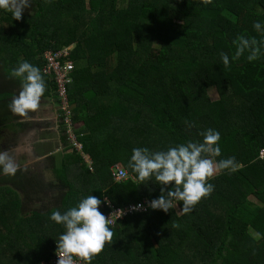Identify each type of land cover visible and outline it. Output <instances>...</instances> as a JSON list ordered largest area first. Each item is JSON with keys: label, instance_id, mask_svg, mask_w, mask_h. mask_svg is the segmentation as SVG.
Segmentation results:
<instances>
[{"label": "trees", "instance_id": "16d2710c", "mask_svg": "<svg viewBox=\"0 0 264 264\" xmlns=\"http://www.w3.org/2000/svg\"><path fill=\"white\" fill-rule=\"evenodd\" d=\"M29 4L19 21L0 10V87L9 85L0 94L7 98L11 89H21L10 72L27 61L40 69L44 93L57 96V85L42 73L44 55L74 46L69 105L93 171L79 153H70L71 179L64 178L61 199L46 212L32 211L23 199L21 191L32 198L27 174L8 181L0 168L5 186L14 188L0 187V264L49 262L65 231L51 213L63 214L88 195L123 211L157 199L154 177L141 184L128 167L133 149L155 153L202 142L208 129L220 133L221 155L212 159L235 158L236 170L208 180L214 190L187 214L176 201L168 213L150 209L119 220L111 227L112 241L91 264H264V45L254 61L248 50L234 58L238 37L264 41V0ZM221 53L229 57L227 67ZM115 165L127 171V180L113 179Z\"/></svg>", "mask_w": 264, "mask_h": 264}, {"label": "clouds", "instance_id": "9594fccd", "mask_svg": "<svg viewBox=\"0 0 264 264\" xmlns=\"http://www.w3.org/2000/svg\"><path fill=\"white\" fill-rule=\"evenodd\" d=\"M201 2L207 4L211 0ZM29 6V0H0V10L11 12L16 21L22 19L24 10ZM253 28L259 32L262 25L256 22ZM234 43L237 47L234 58L238 59L248 50L249 62L259 58L260 46L264 45V41L258 44L255 38L246 39L243 36L238 37ZM221 58L223 65L227 67L228 55L221 53ZM10 76L21 81V90L12 99L10 111L26 117L29 112L38 109L46 89L45 81L40 69L27 61L21 62L13 69ZM201 135L202 142L189 141L170 147L166 151L152 153L147 148L133 149L128 167L136 174L138 181L142 184L154 177L155 184L160 186V196L150 203L153 210L168 213L174 203L180 201L181 211L187 214L214 190L208 180L219 171L236 170L235 158L218 162L212 159L221 155L218 144L220 133L208 129ZM17 167L8 152H0V168L3 174L14 175ZM169 186L172 187L169 189ZM101 203L96 196L88 195L77 206L69 208L63 214L59 210L51 213L50 219L58 225H63L65 229L55 241L57 264H91L92 259L103 251L105 244L112 241L114 233L109 225L112 223L111 217L119 212L112 214L110 218L106 217L99 210ZM136 207L138 209L141 206Z\"/></svg>", "mask_w": 264, "mask_h": 264}, {"label": "crops", "instance_id": "0c3cea01", "mask_svg": "<svg viewBox=\"0 0 264 264\" xmlns=\"http://www.w3.org/2000/svg\"><path fill=\"white\" fill-rule=\"evenodd\" d=\"M18 94V91L13 93L10 101ZM59 109L60 100L58 97L47 92L41 97L38 109L35 112H29L26 117L13 113L11 115L10 110L6 112V116L8 114L10 119L8 120L10 124L7 126V131L12 137L5 143L4 150L0 152H8L18 166L14 175H7L8 181L20 172L28 175L27 169H32L34 172L44 171L45 179L37 175L35 177L38 180H36L28 175L32 183L27 185V188L33 191L36 204L34 206L37 209H43V207L49 206L51 202L61 199L64 191L61 183L65 177L71 179L69 154L75 151L81 155L69 144L70 149L68 150V145L65 143L67 141L62 133L63 127ZM8 122L0 125L3 127ZM82 174V171L79 172V176ZM21 193L29 205L33 203L31 199H27L26 192L21 191Z\"/></svg>", "mask_w": 264, "mask_h": 264}, {"label": "built area", "instance_id": "2783aa9c", "mask_svg": "<svg viewBox=\"0 0 264 264\" xmlns=\"http://www.w3.org/2000/svg\"><path fill=\"white\" fill-rule=\"evenodd\" d=\"M72 47V48H71ZM73 46L64 47L56 52H46L44 55L45 64L42 69V73L50 81L57 85V97L60 100V117L61 124L64 129V133L67 139L68 144L74 148L76 151L81 153V156L84 162L88 165L91 171H93L92 161L90 158L84 154L82 143L78 140V135L73 130V119H72V110L69 105V96H68V85L72 82L71 74L75 70V64L72 61ZM259 160L264 161V148L260 151ZM112 177L115 181L121 182L128 179L129 175L125 169L120 165H115L111 170ZM150 201H144L140 204L141 206L137 209V205H132L123 210L116 209L108 200H104V203L101 206V210L106 217H109L114 214L111 219L112 223L109 227H115L119 220H122L128 215L133 214H144L148 213L150 209ZM58 257L56 255L45 264H57Z\"/></svg>", "mask_w": 264, "mask_h": 264}, {"label": "rangeland", "instance_id": "374dc122", "mask_svg": "<svg viewBox=\"0 0 264 264\" xmlns=\"http://www.w3.org/2000/svg\"><path fill=\"white\" fill-rule=\"evenodd\" d=\"M72 48V47H71ZM73 48H74V46H73ZM1 76H3V78H7V73H6V70H3L2 72H1ZM16 79H19V78H16ZM5 81V80H4ZM4 81H2V82H4ZM19 81H20V79H19ZM21 82V81H20ZM21 85V84H20ZM8 87H0V91H6L8 88H9V85H7ZM10 89H11V87H10ZM12 90V92L13 93H15L16 92V90L18 91V92H20V88H13V89H11ZM6 93H11L10 91H8V92H6ZM210 94H211V97H212V99H214V100H217L218 98H219V95H218V91L216 90V88H212L211 90H210ZM5 95V94H4ZM3 94H0V121L1 120H9V118H5L6 117V112L7 111H9L10 110V108H9V105H10V103H11V101H9V104H7V105H4V102H7L8 103V101H7V99L8 100H10L12 97H11V95H8V94H6L7 95V98H6V96H4ZM1 96H3V97H5V98H3V99H1ZM12 113V112H11ZM5 118V119H4ZM9 124H10V121L8 122V124L7 125H5V126H3V127H5V128H3L2 127V125H0V151H3L4 150V145H5V143L9 140V138H11L12 137V135L7 131L8 130V128H7V126H9ZM13 127V126H12ZM27 171H28V175L29 176H31V177H33L34 179H36V180H38L35 176H37V175H39L41 178H44L45 179V173H44V171H42V172H38V171H33L32 169H27ZM220 172V171H219ZM219 172H217V174L215 175V176H217L218 174H219ZM31 174V175H30ZM4 175H0V187H2V186H5L6 185V183L4 182ZM12 181H13V179H12ZM12 183V182H11ZM8 186V185H7ZM7 186H5V187H7ZM8 188H11V189H14L13 188V186H12V184L10 185V186H8ZM19 195V194H18ZM20 196V195H19ZM26 202H27V200H25ZM33 203H31L30 205H29V208L32 210V211H39L40 209H37V207L35 208V201H32ZM50 209H51V206H46V207H43V210H45L46 212H48V211H50Z\"/></svg>", "mask_w": 264, "mask_h": 264}, {"label": "flooded vegetation", "instance_id": "af4514ba", "mask_svg": "<svg viewBox=\"0 0 264 264\" xmlns=\"http://www.w3.org/2000/svg\"><path fill=\"white\" fill-rule=\"evenodd\" d=\"M63 133V132H62ZM63 135H64V133H63ZM32 193H33V191H32ZM31 200L33 201L34 200V195L32 194V198H31ZM36 205V204H35Z\"/></svg>", "mask_w": 264, "mask_h": 264}]
</instances>
